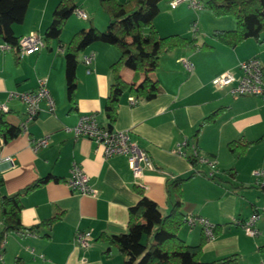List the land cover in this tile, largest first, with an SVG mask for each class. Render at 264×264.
Segmentation results:
<instances>
[{
	"label": "crops",
	"instance_id": "crops-1",
	"mask_svg": "<svg viewBox=\"0 0 264 264\" xmlns=\"http://www.w3.org/2000/svg\"><path fill=\"white\" fill-rule=\"evenodd\" d=\"M73 1L86 15L84 21H91L89 26L98 21L106 27L108 17L97 15L96 0ZM58 2L30 0L23 23L13 25L15 36L44 32ZM183 3L174 9L169 6L175 12L161 16L159 11L154 20L159 35L179 34L210 47L177 48L162 55L153 72L158 81V94L149 101L130 106L127 98L132 94L125 92L119 99L117 117L111 126L112 130L128 131L131 140L152 161L154 169L144 170L137 179L124 156L105 159L101 146L85 137H74L70 130L84 113H95L97 122L108 127L104 102L112 83L110 65L119 57L115 47L96 42L79 54L73 109L66 98L64 54L68 41L75 32L84 29V24H77L69 17L60 38L54 44L45 43L35 53L20 56L12 50H0V104L8 108L4 112L5 120L21 129L26 121L25 105L16 97L8 98V94L34 91L39 79L46 81L54 104L50 112L47 103L42 101L36 116L15 137L4 140L0 134V161L10 159L0 164V196L13 195L33 181L51 176L47 183L21 196L19 219L23 229L4 237L0 264H14L17 258L23 264H121L120 253L111 248L106 254L108 245L97 238L101 234L126 232L128 209L140 199L135 187L166 215L173 205L168 184L191 174L194 175L182 185L181 212L211 222L215 226L214 237L206 238L198 224L189 226L186 222L179 229L178 237L192 246L202 242L199 258L205 263L227 256L237 257L235 264L264 261V177L252 173L264 170V102L255 96L234 97L229 87L218 89L211 83L226 71L238 76L239 63L251 57H258L264 66V44L246 39L228 48L212 37L217 28L234 29L235 22L203 31L198 27L193 32L192 23L190 27L187 25L186 20H190L187 12L177 11ZM185 6L182 7L190 9ZM204 17L202 14L199 21H204ZM89 54L93 58L86 65L82 58ZM180 59L192 63L190 72L184 69ZM120 75L134 85L143 79L140 76L136 80L128 68H123ZM217 109L221 110L216 119L193 139L198 124ZM41 137L47 138V146L33 151L30 142ZM240 138L261 141L236 157L229 152L228 143ZM179 144H185L182 151L186 154L194 144L199 156L213 160L217 170L213 178L206 176L209 171L206 165L192 167L187 157L178 152ZM73 163L88 176L97 192L95 196L79 194L67 185ZM57 212L62 214L50 228L38 226ZM253 213L259 215L256 237L246 235L232 221ZM32 227L35 235L28 232ZM77 230L90 231L91 242L87 248H78L74 243Z\"/></svg>",
	"mask_w": 264,
	"mask_h": 264
},
{
	"label": "trees",
	"instance_id": "trees-1",
	"mask_svg": "<svg viewBox=\"0 0 264 264\" xmlns=\"http://www.w3.org/2000/svg\"><path fill=\"white\" fill-rule=\"evenodd\" d=\"M161 1L125 0L120 3L118 0H98L108 17L105 30L100 31L94 26L78 30L68 41L64 54L66 98L71 109L74 108V92L77 86L78 56L93 43L111 45L119 53L118 59L110 65L112 83L104 102V114L109 129L116 120L118 102L125 92L131 93L138 102L149 101L158 94V81L153 72L158 68L162 55L177 48L196 50L210 47L205 43L197 44L195 38L179 34L160 36L154 26V20L159 14ZM29 2L30 0H0L1 44L17 48L21 36H15L13 25L23 23ZM201 3L202 9L206 8L212 15L231 16L235 21L234 29L212 32V37L217 42L228 48H234L246 39H254L259 44H264V0H204ZM75 9L76 4L73 0H59L52 12L51 21L44 30L42 36L44 44L60 38L65 21ZM123 68L132 70L136 80L140 76H143V79L136 85L127 83L120 75ZM220 110L213 111L198 124L192 135L193 139L198 137L205 125L216 119ZM21 130L9 124L5 120L4 112L0 111V134L4 140L15 137ZM259 141L261 139L248 142L240 138L228 143V150L239 157L250 145ZM186 157L192 167L200 164L198 158L189 154ZM193 175L176 178L168 184L173 205L166 215H162L157 204L135 187L140 199L128 209L126 232L118 235L101 234L97 238L108 245L105 253L115 248L122 256L121 264H235L237 261L235 256H227L210 263L202 262L199 258L202 242L192 246L178 237V231L187 219L180 209L182 185ZM50 178L49 175L37 179L13 195L0 196V244L7 234L23 229L19 219L22 209L21 196L47 183ZM61 214L62 212L55 213L38 226L50 228ZM33 229L29 228L28 232L35 235ZM14 264L23 263L17 258Z\"/></svg>",
	"mask_w": 264,
	"mask_h": 264
},
{
	"label": "built area",
	"instance_id": "built-area-1",
	"mask_svg": "<svg viewBox=\"0 0 264 264\" xmlns=\"http://www.w3.org/2000/svg\"><path fill=\"white\" fill-rule=\"evenodd\" d=\"M186 2L193 12L202 9V3L197 0H170L169 6L171 9L176 8L179 4ZM78 18L85 20L86 15L80 9H75L73 12ZM193 32L198 30L197 20L191 24ZM45 47L42 36L37 33L30 32L20 37L17 48H12L6 44H0V50L15 51L18 55L23 56L40 51ZM93 58V54L83 56V62L88 65ZM184 69L190 72L193 68L192 63L187 59H180ZM239 75L226 71L212 80V85L215 88L229 87V93L234 97L240 96H255L259 97L264 102V66L258 57H251L239 63ZM16 97L25 105L26 121L21 124V129L25 130V123L32 120L38 110L40 103L45 101L50 112L54 109V104L51 99L49 90L44 79L38 80V86L34 91L23 93H9L8 98ZM128 103L134 106L138 103L137 99L129 96ZM0 111L7 112L8 108L5 104H0ZM74 137H85L95 144L102 147L103 156L108 159L113 156H124L127 159L128 167L135 179L139 178L144 170H153L152 161L145 150L140 148L136 142L131 140L128 131L112 130L108 127L101 126L97 120L95 113L81 114L76 121V124L70 129ZM48 140L46 137L34 139L30 142L33 151L47 146ZM186 144V143H185ZM185 144H179L177 150L180 154L187 156L182 151ZM189 155L198 158L200 164H204L209 168L206 176L213 178L217 172L216 164L209 158L199 156L196 146L190 145ZM9 158H4L0 164L9 162ZM253 175L264 177V170H253ZM71 190L83 194L95 196L96 190L90 185L88 176L79 168L76 163H73L69 172V177L66 181ZM259 220L258 213H253L246 218L236 217L232 221L240 227L246 235L256 237L258 229L256 224ZM186 223L189 226L198 224L206 238L214 237V225L207 219L197 216H187ZM90 231L77 230L74 234V243L78 248H87L90 245ZM4 244V240L0 246ZM258 264H264L260 261Z\"/></svg>",
	"mask_w": 264,
	"mask_h": 264
},
{
	"label": "rangeland",
	"instance_id": "rangeland-1",
	"mask_svg": "<svg viewBox=\"0 0 264 264\" xmlns=\"http://www.w3.org/2000/svg\"><path fill=\"white\" fill-rule=\"evenodd\" d=\"M121 1H123V0H121ZM197 1H199V0H197ZM201 2H203L204 0H200ZM95 4H97L96 5V7H97V15L98 14H101L102 16H103V18L104 17H106L107 18V15H106V13L103 11V9L100 7V5H99V2H98V0H96L95 1ZM187 6L188 5V3H183L182 5H181V7H178L177 8V11L178 10H183V11H181L182 13H186L187 12V14L189 15V19L190 20H186V21H188V23H187V25L190 27V25H189V23H193V22H189V21H191V20H197V24H198V27H199V31H203L205 28H210V27H217L216 25H226V23H228V22H235L234 21V19L231 17V16H224V17H216V16H214V15H212V13L209 11V10H207L206 8H203V9H201V10H199V11H197L196 13L195 12H193L192 10H190V9H185V8H183L182 6ZM185 6V7H186ZM159 11L161 12V16H162V14H164V13H171V12H173L174 10H171V9H169V2H168V0H162L160 3H159ZM159 12V13H160ZM175 12V11H174ZM202 14H205V17H204V21L202 20V22H200L199 20H201V18H200V16L202 15ZM70 18H72V20H74V22H77V24H80V23H82V24H84V29H88L90 26H89V24H91V21H84L83 19H80V18H77V17H75V15L74 14H72L71 16H70ZM74 18V19H73ZM75 18H77V19H75ZM76 20V21H75ZM89 20H91V19H89ZM185 21V22H186ZM184 22V23H185ZM98 30H100V31H104L105 30V26H103V25H100L99 24V22L97 21L95 24H93ZM82 29V28H81ZM190 30H191V27H190ZM217 30H219V28H217ZM40 33V35H42L43 36V30L42 31H40L39 32ZM56 41L53 39V40H50V43L51 44H54ZM1 44V43H0ZM259 44V43H258ZM259 46V45H258ZM9 52V51H8ZM261 57V56H260Z\"/></svg>",
	"mask_w": 264,
	"mask_h": 264
}]
</instances>
